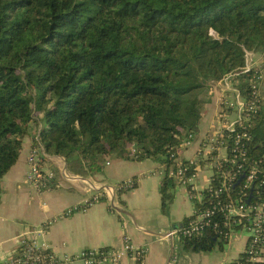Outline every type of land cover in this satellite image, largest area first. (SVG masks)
Returning a JSON list of instances; mask_svg holds the SVG:
<instances>
[{"label": "trees", "instance_id": "16d2710c", "mask_svg": "<svg viewBox=\"0 0 264 264\" xmlns=\"http://www.w3.org/2000/svg\"><path fill=\"white\" fill-rule=\"evenodd\" d=\"M263 50L264 0H0V179L31 125L32 147L38 139L91 172L110 154L169 167L198 132L210 86ZM254 70L238 74L246 97ZM251 123L258 154L260 104ZM174 183L161 180L162 209ZM181 242L222 245L210 232Z\"/></svg>", "mask_w": 264, "mask_h": 264}, {"label": "crops", "instance_id": "0c3cea01", "mask_svg": "<svg viewBox=\"0 0 264 264\" xmlns=\"http://www.w3.org/2000/svg\"><path fill=\"white\" fill-rule=\"evenodd\" d=\"M247 53V65L259 72L264 70V50ZM222 87V83L210 86L206 108L213 106V111L207 113L204 125L201 119L200 133L196 132L191 139L193 144L189 141L179 149L178 159L193 157L202 137L219 125L218 97L223 93ZM231 91L229 94L233 96ZM259 97L261 107L263 100ZM34 132L35 126L31 125L17 161L0 179V264L14 251L18 234L38 226H43L45 233L36 235V240H46L58 255L76 254L86 248L119 249L123 236H127L133 246L146 249L141 264H230L239 257L242 238L204 251L184 247L176 234L167 235L187 221L194 202L186 188L175 181L172 201L162 209L159 192L162 176L157 174L159 163L151 159L134 161L110 154L104 157L101 171L91 172L76 156L67 159L44 151V170L51 171L54 179L48 189L36 191L25 180ZM200 168H204V177L201 180L197 176L198 170L193 180L199 189L207 184L209 176V169L203 163ZM128 178H134L136 186L119 189V184ZM93 197L97 200L85 210L60 217L65 209L83 205ZM117 264L137 263L132 256L124 254Z\"/></svg>", "mask_w": 264, "mask_h": 264}, {"label": "built area", "instance_id": "2783aa9c", "mask_svg": "<svg viewBox=\"0 0 264 264\" xmlns=\"http://www.w3.org/2000/svg\"><path fill=\"white\" fill-rule=\"evenodd\" d=\"M251 67L254 66L246 63L241 70L212 84L223 85V93L218 97L219 125L202 137L195 155L180 160L178 152H172L170 157L174 159V163L167 167L165 163L158 162L157 169V174L162 178L168 174L184 186L188 197L194 202L187 221L167 235L176 234L180 240H193L210 232L216 241L227 244L236 238H242L241 253L230 264H264V148L260 153L252 154L249 147L252 117L260 104V72L254 70L249 79V97L236 89L240 81L238 74ZM230 91L233 96L229 94ZM194 135L189 134L179 144V148L186 145ZM43 153V146L37 139V144L31 147L27 156L25 180L38 192L48 189L54 179L51 171L44 170ZM202 163L209 169V176L207 184L199 189L193 180ZM135 184L134 178H128L118 188L129 189ZM95 200L97 198L93 197L89 203L85 201L83 205L69 207L60 217L85 210ZM44 233L43 226L20 232L18 243L4 264H117L124 254L132 256L137 264H141L146 253L144 247L133 246L129 238L123 236L119 249L86 248L76 254L58 255L46 240H36V235L43 236Z\"/></svg>", "mask_w": 264, "mask_h": 264}, {"label": "rangeland", "instance_id": "374dc122", "mask_svg": "<svg viewBox=\"0 0 264 264\" xmlns=\"http://www.w3.org/2000/svg\"><path fill=\"white\" fill-rule=\"evenodd\" d=\"M260 78L259 79L260 81H258V94L261 96L262 98V104H261V108L264 109V70L261 69L260 70ZM236 89H239L238 87ZM213 111V106H210L209 108H206L205 109V114H204V118H202V124L204 125L206 123V121L208 120V114L207 113H210ZM200 124V122H199ZM198 133H200V131H198ZM190 144H193V140L191 141L190 140ZM204 168L203 169H199L198 173H197V176L202 180V178L204 177V172H203Z\"/></svg>", "mask_w": 264, "mask_h": 264}]
</instances>
